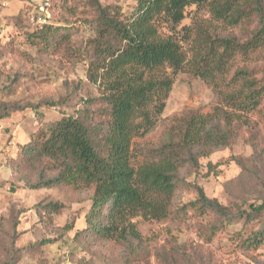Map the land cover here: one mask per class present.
Listing matches in <instances>:
<instances>
[{"label": "trees", "instance_id": "trees-1", "mask_svg": "<svg viewBox=\"0 0 264 264\" xmlns=\"http://www.w3.org/2000/svg\"><path fill=\"white\" fill-rule=\"evenodd\" d=\"M47 2L50 19L33 33L46 53L71 40L64 17L90 13L93 35L85 54L86 80L97 96L84 99L76 113L30 134L18 145L19 163L41 167L32 189L87 192L90 206L84 222L97 241H140L132 219L167 218L182 169L197 170L200 159L230 147L245 128L257 132L264 120V0H135L128 13L98 0L90 2V12L83 5L79 11L78 0ZM204 5L215 21L239 29L240 35L197 31L192 39V27L185 21L192 8ZM191 40L193 47L185 50ZM187 65L212 87L221 105L210 114L193 112L179 119L156 161L134 167V139L154 128L165 109L172 76ZM8 116L0 107V120ZM207 167L214 168L210 163ZM194 190V199L179 210L219 218V225L203 232L207 240L218 226L237 219L252 223L264 216V199L233 210L209 199L201 187L195 185ZM42 208L58 213L62 207L47 203ZM263 245L264 219L239 247L247 251Z\"/></svg>", "mask_w": 264, "mask_h": 264}, {"label": "rangeland", "instance_id": "rangeland-1", "mask_svg": "<svg viewBox=\"0 0 264 264\" xmlns=\"http://www.w3.org/2000/svg\"><path fill=\"white\" fill-rule=\"evenodd\" d=\"M78 1L79 11L83 5L90 12L92 0ZM98 1L102 6L120 7L125 13L135 6V0ZM42 2L0 0V107L9 115L0 120V264H264V245L247 251L239 247L264 216L252 223L237 219L218 226L207 240L203 232L219 225V218H201L179 210L194 199L195 185L209 199L233 210L264 199V120L257 132L245 128L230 147L200 159L197 170L182 169L167 218L132 219L140 241L102 242L91 237L84 222L90 206L85 191L30 188L42 170L19 163L18 145L62 115L79 111L84 99L97 96V89L86 80L85 54L93 35L90 13L83 11L82 18L77 12L64 17L72 38L46 53L34 37L37 26L31 20L42 15L38 9ZM47 10L50 19L49 6ZM185 23L192 27V39L197 31L212 36L240 35L239 29L215 21L206 5L192 8ZM192 47L193 40L184 45L185 50ZM191 58L189 52L188 62ZM258 59L261 61V56ZM172 77L173 85L156 125L133 141L134 167L156 161L179 119L193 112L210 114L221 105L212 87L193 75L188 65ZM13 108L19 110L11 111ZM19 122L25 124L26 133L18 141L15 126ZM47 203L62 208L58 213L47 212L42 208Z\"/></svg>", "mask_w": 264, "mask_h": 264}, {"label": "built area", "instance_id": "built-area-1", "mask_svg": "<svg viewBox=\"0 0 264 264\" xmlns=\"http://www.w3.org/2000/svg\"><path fill=\"white\" fill-rule=\"evenodd\" d=\"M47 7H48L47 0L45 1L43 0L41 5L38 7L42 15H38L36 17L31 18L32 22L37 26V28H41L43 25H45L48 22L49 14H48Z\"/></svg>", "mask_w": 264, "mask_h": 264}, {"label": "crops", "instance_id": "crops-1", "mask_svg": "<svg viewBox=\"0 0 264 264\" xmlns=\"http://www.w3.org/2000/svg\"><path fill=\"white\" fill-rule=\"evenodd\" d=\"M15 128H16V130H15V136H16L15 139L18 140V141L21 140V139H24V135H25L24 133H26V131L24 130V128H25V124H24L23 122H19V123L15 126ZM28 137H29V136H26V137H25L24 142L28 140ZM15 139H14V140H15ZM24 142H23V143H24ZM21 144H22V143H21Z\"/></svg>", "mask_w": 264, "mask_h": 264}]
</instances>
